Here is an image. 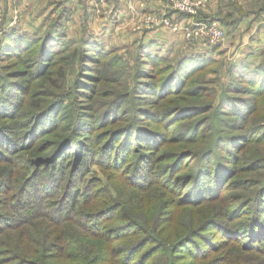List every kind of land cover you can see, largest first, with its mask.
Wrapping results in <instances>:
<instances>
[{
  "label": "trees",
  "instance_id": "1",
  "mask_svg": "<svg viewBox=\"0 0 264 264\" xmlns=\"http://www.w3.org/2000/svg\"><path fill=\"white\" fill-rule=\"evenodd\" d=\"M71 1H50L31 32L21 22L11 26L8 0H0V264H264V181L255 190L256 180H238L264 169V160L250 158L264 130L223 135L201 118L214 112L216 119L231 113L255 120L264 100V60L228 65L214 51L171 61L152 53L158 45L136 40L128 49L137 55L135 71L90 30L91 0L79 1L80 31L70 36ZM125 64L135 73L132 87L106 106L102 99L115 92L107 87L120 89L116 71ZM220 64L228 67L230 86L216 100L193 84ZM69 68L77 75L70 87ZM205 97V107L194 102ZM132 133L147 134L143 147L120 146ZM212 133L204 153L184 148ZM43 146L49 152L42 159L23 158ZM94 165L106 182L92 176ZM227 177L242 192L253 187L252 196H220ZM120 188L132 196L115 195ZM152 193L164 197L162 207L173 205L157 221H141L133 211ZM201 206L213 217L193 229L169 221L175 209Z\"/></svg>",
  "mask_w": 264,
  "mask_h": 264
},
{
  "label": "rangeland",
  "instance_id": "2",
  "mask_svg": "<svg viewBox=\"0 0 264 264\" xmlns=\"http://www.w3.org/2000/svg\"><path fill=\"white\" fill-rule=\"evenodd\" d=\"M55 0H51V2H54ZM59 1V0H57ZM155 1V0H154ZM212 1H216V0H210L208 7L202 11L198 18H200V16L204 15V13L207 11L206 14H209L208 12L211 11V7H212ZM219 2V7L216 9V16L215 17H219L220 18V22L223 25L224 29L228 28L229 26H231L232 22L236 19H240V23L242 20H252L255 21L257 19H264V0H218ZM156 3V2H155ZM157 4V3H156ZM47 7H48V0H21L20 2L16 3V4H10L9 5V14L13 16V11L16 10L19 12V19L17 21V23L21 22L22 27H24V29H29L31 32H33L34 30L37 29V26L39 25V27L41 26V21H43L44 18V14L47 11ZM53 8V6L51 7ZM219 9V12H218ZM166 11L165 10H162ZM157 12H161V10H157V11H148L147 13H144L145 15L149 14V13H157ZM171 15H173V12L170 11L169 12ZM218 13V14H217ZM143 14V15H144ZM205 14V15H206ZM43 16V17H42ZM201 16V17H202ZM42 17V19H41ZM246 19H241V18H245ZM20 20V21H19ZM251 21V22H252ZM81 22V20H80ZM207 22V21H205ZM224 22H228L227 24H225ZM1 23V21H0ZM26 27V28H25ZM79 20H77L75 23H72L70 28H69V32H70V36L71 37H76L78 36V31H79ZM115 28H117V26H115ZM124 29V28H123ZM122 29L123 35H124V31ZM129 31V30H128ZM132 31V30H131ZM226 31V30H225ZM154 34L157 37V35L162 34L159 39H149L146 43H153L155 45L159 46V49H154L152 50V53L154 55H162L163 57H165L166 59L168 58L171 61H175L178 58H181L182 56H180L181 54L179 53L181 51H188L189 48H186L187 46L183 45L184 43L178 38L180 35L179 34H174L171 32H167V30L165 29H157V30H151L149 32H142L144 34L146 33H151ZM143 34V35H144ZM226 38L229 36L228 34V29L226 31ZM108 37L105 38V47L109 50V49H114L117 47L119 49V56L121 58V60L126 63L127 65L131 66L132 68L129 69H135V64H136V59H137V55L135 52H129V48L130 47H126V45L123 44V40H122V36L117 34V32H115L112 28V30H110V32L107 35ZM243 37L239 34L237 35L235 41L236 44L233 43L234 45H237L236 47H234V45H231L230 51L228 50L226 53H224V51L226 50V46H222L223 44L215 47V55H213V58L215 59H219L221 62H223V64H230L228 63V61H234L233 58L235 59V52L239 49H244V50H248L249 46L252 45L254 43L253 40L250 39V41L248 42V40H246L247 44L245 45L246 47H241L243 46V41H242ZM171 40H174V44L173 46L170 44ZM226 40V39H225ZM234 41V39H231V41ZM121 44V45H120ZM192 46V45H191ZM194 46V45H193ZM233 49L235 51H233ZM158 50V51H157ZM222 52V56H220V53ZM189 55L191 54H195V53H187ZM186 53L184 55H187ZM126 64L123 65L122 67H120L118 69V71H116L118 73V75L116 76L118 79L121 78V86L119 87L120 89H116L114 87H111L113 85L108 86L107 88L109 90H115V92H112V96H109L108 99H102V102L106 103V106L111 103V106L114 105L113 101H114V97L119 95V94H123L124 92H127L131 89L132 84H133V73L134 72H128L126 71L128 68H126ZM221 66H216L213 67L212 69H209L208 71L204 72L200 77V79L196 80L193 84L194 87H204L207 90H209L208 94L210 95H215V98L217 100L218 93L220 94L222 89L224 87H228L230 85L229 82L226 83L225 77H226V71H227V66L220 64ZM147 70H151L150 68ZM136 71V69H135ZM69 78H68V86L70 87L75 76L77 77L76 71L72 70V68H69ZM135 74V73H134ZM231 84H234V80L230 81ZM226 83V84H225ZM240 85V82H237L236 85ZM118 91V92H116ZM123 92V93H121ZM41 94V93H40ZM131 99V97L127 98L126 100ZM208 98H204L198 101H194L197 103L198 106L200 107H205V104H208ZM261 104V111L259 113H257V117L255 118V120L252 121V119L250 118L249 121H244L243 119H240L238 117H236V115L229 113L226 115H222L219 114L216 118V115L214 114V112L211 113H206L204 114L201 118H206V120H208L207 122L209 123L207 126L209 128H211V124H215V128L218 129L223 135H229V134H238L240 136H243L244 138H247L248 135L247 134V130H259L261 128V130H259V132L263 131V127L264 126V100L262 102L259 103V105ZM239 105V104H237ZM132 108L133 105H126L124 108ZM226 112H230L229 110H226ZM130 113V112H129ZM128 114V118H129ZM236 118V120H235ZM232 120V121H231ZM234 120V121H233ZM146 122H152V121H148V118H145ZM143 121V122H145ZM231 124L234 125L235 128H237L236 132L234 133H230L231 131H233V129L228 130L227 128L231 127ZM143 126V125H142ZM153 128H156L155 126H152ZM113 128V127H112ZM111 128V129H112ZM256 128V129H255ZM111 129L104 131V132H109ZM144 131V129H142ZM210 131L212 132V129H210ZM109 134V133H107ZM173 134V133H172ZM172 140L171 146H177L176 143L178 137H175L173 139L172 135H169ZM216 136L215 133H212V135H210L209 139L205 140L204 143L201 142L195 146L190 145V148L184 147L188 150H194L197 151V153H204L206 151V149H208L210 147V142L213 139V137ZM147 138V134L142 133H137V135H133V133L131 135H129V141L128 140H124L120 143V146H128V145H133L130 146L133 149L137 148L138 146H144L145 141ZM257 140V138L254 139V141ZM259 141H261L260 143H257L254 146L251 154L250 158L256 160V159H261L264 160V139H258ZM130 142V143H129ZM249 142H252V139L249 140ZM200 144H202V146H199ZM162 146V145H161ZM117 148H119V144L118 146H116ZM244 146H242L241 148H243ZM240 148V149H241ZM48 146H43L41 148L38 149H33L30 152H28L27 154H24L23 158L26 157H39V159H42L44 156H46L48 154L49 151H47ZM173 149V147H171V150ZM242 150V149H241ZM240 150V151H241ZM31 153H36V154H31ZM30 154V155H29ZM69 156H73L72 152L68 153ZM71 158V157H70ZM41 162L38 160V162L35 164V166L40 165ZM227 165H230L229 162H227ZM41 167V165H40ZM93 172L94 173V177H98L101 178L103 181H107L106 180V176L104 173H101V171L94 165L93 167ZM245 172V171H244ZM91 175H88V179H90L92 177ZM187 175H185V173H183L182 177H185ZM231 178V177H230ZM230 178H226L225 179V188L224 189H220L218 191V194H220V196L222 195H226L227 197H229V199L236 197V196H243L246 200L247 198L249 199L250 196L249 195L253 192V187H249V191L248 192H242L241 190H239V186L233 188L231 186V179ZM246 179H254L256 180V189L258 188V185L260 184V182L264 181V169H262V171H260L257 175L255 174H248L245 175L243 174L242 176L238 177V180H245ZM43 182V181H42ZM41 183L40 186H41ZM118 181H113L114 185H116ZM230 184V185H229ZM113 185V184H111ZM249 184H244L243 187H248ZM189 190V189H188ZM115 195H129L130 197L132 196V193H127L128 191H122L121 188L115 189ZM185 194L187 192L184 191ZM153 194V193H152ZM150 194L147 197H151V201H149L148 203H146L143 207L139 208L141 209L140 211H133L134 213H136V215L138 216V218L141 221H145L147 217H151L152 219H154L155 221L158 220V218L160 219L162 214H164V212H166V210H168V208H171L173 204H168L166 207H162V203L164 200V197L162 198L161 196H158L156 194ZM139 197V196H137ZM137 197H133L132 199L136 200ZM147 197H142V198H147ZM228 199V200H229ZM137 205V202L131 200L128 203V206L132 209H136L135 206ZM224 207V205H219V206H215L214 208L216 211L219 210L220 207ZM212 210L209 209H202V206L197 208V209H191L189 210L188 213H184V212H178L177 209H175L172 213H170L169 217V221L175 222L176 220H180L183 223H186L187 225L190 226L191 229L199 226L200 222H204L205 220L210 219L211 217H213V215H211ZM170 223V224H171ZM178 228H180V226H178Z\"/></svg>",
  "mask_w": 264,
  "mask_h": 264
},
{
  "label": "crops",
  "instance_id": "3",
  "mask_svg": "<svg viewBox=\"0 0 264 264\" xmlns=\"http://www.w3.org/2000/svg\"><path fill=\"white\" fill-rule=\"evenodd\" d=\"M50 1L51 0H48L47 9H49ZM79 1L80 0L71 1V5H73L75 10H74V17L69 25V28L71 24L75 23L77 20H79V25H80V17L83 14V12L81 10ZM218 7H219L218 0L212 1L211 11L208 12L209 14H206L207 13L206 11L203 16L201 15L202 17L200 16L199 20L215 21L218 22L223 27V25L219 21L220 18L215 17L217 12L216 9ZM89 9H90L89 12L90 30L96 36L100 37L103 44L105 42V38L108 37L107 35L110 32V30H112V28L115 32H117L118 36L119 35L122 36L121 38L123 40V44L126 45V47L127 46L129 47L132 44H134L136 40L139 42L146 43L149 39L156 40L161 38L160 36L162 34L157 35V37L159 38H156V36L152 34V32L144 34L137 30V26L139 24L140 18L144 13H147L148 11L162 10V8L158 6V4H156L154 0H91L89 3ZM246 18L247 17L243 19ZM40 21H41L40 23H42V20ZM251 21L252 20L249 19L242 20L241 23L235 28H233L232 26H229L227 28L229 36L226 38L225 42L222 45L224 47L226 46V50L224 51V53H226L228 50L230 51L231 45L233 43L236 44L235 39L239 34L243 37L242 41L244 43L243 46L241 47L244 48L246 47L245 46L247 44L246 40H248V42L250 41V39L254 41V43L249 46L248 50L239 49L235 52L234 54L235 59L233 58V60L236 61L237 65H249L250 67H254L264 60V19L263 20L257 19L252 22ZM224 23L227 24L226 22ZM115 26H117V28H115ZM122 29L125 32L124 35ZM227 29L225 28L224 30L227 31ZM79 31H80V27H79ZM144 32H149V31H144ZM178 38L184 43L183 45L187 46L186 48H189L188 51L186 52L182 51L181 53L180 51L179 52L180 54L183 53L205 54L215 51V48L210 50H202L198 46L196 47L191 46L184 40V38L181 35ZM231 39H234V41L233 40L231 41ZM170 44L173 46L174 40H171ZM236 46L237 45H234V47ZM233 51L235 50L233 49Z\"/></svg>",
  "mask_w": 264,
  "mask_h": 264
},
{
  "label": "built area",
  "instance_id": "4",
  "mask_svg": "<svg viewBox=\"0 0 264 264\" xmlns=\"http://www.w3.org/2000/svg\"><path fill=\"white\" fill-rule=\"evenodd\" d=\"M21 0H8V4H16ZM162 8L161 12L142 15L137 26L140 32L165 29L167 32L181 35L184 40L202 50L213 49L225 42L226 32L215 21H201L199 14L204 11L210 0H155ZM172 11L173 15L169 12ZM19 12L13 11L15 25L19 19ZM2 17L0 14V21Z\"/></svg>",
  "mask_w": 264,
  "mask_h": 264
}]
</instances>
